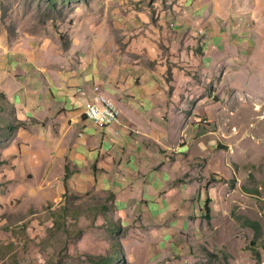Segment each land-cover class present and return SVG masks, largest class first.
<instances>
[{
  "label": "crops",
  "instance_id": "0c3cea01",
  "mask_svg": "<svg viewBox=\"0 0 264 264\" xmlns=\"http://www.w3.org/2000/svg\"><path fill=\"white\" fill-rule=\"evenodd\" d=\"M166 4L93 0L86 11L78 7L66 50L47 43L21 61L12 53L7 71L0 65V93L23 123L2 129L7 195L31 203L63 200L68 190L106 195L113 216L101 208L102 224L141 229L126 242L154 260L178 252L179 230L206 220L209 200L212 219L216 165L224 150L227 157L233 152L222 146L212 101L225 76L235 92L238 69L250 63V50H243L249 36L228 0ZM236 50L243 57L237 63ZM95 93L121 109L116 125L97 126L84 114ZM208 175L214 182L207 190Z\"/></svg>",
  "mask_w": 264,
  "mask_h": 264
},
{
  "label": "rangeland",
  "instance_id": "374dc122",
  "mask_svg": "<svg viewBox=\"0 0 264 264\" xmlns=\"http://www.w3.org/2000/svg\"><path fill=\"white\" fill-rule=\"evenodd\" d=\"M91 1L0 0L4 71L11 67L12 53L21 61L25 53L44 52L47 43L52 51L55 46L66 50L78 7L86 11ZM166 2L162 0L164 6ZM228 3V11L236 14L249 36L243 50H250V63L238 69L242 74L233 86L236 91H228L233 79L225 76L223 92L212 101L220 110L222 146L233 152L227 157L223 149L222 163L216 165L219 189L212 192L211 223L200 218L196 226L180 229L174 243L178 252L154 260L135 253L126 242L133 233L143 234L141 229L118 224L110 229L102 224L101 208L113 216L104 204L106 195L68 190L63 200L31 203L28 196H8L6 182L0 179V264H102L109 259L113 264H264V0ZM238 50L231 57L235 63L243 59ZM0 107L5 111L0 118L11 113L4 99ZM4 126L0 125L1 139ZM206 180L202 186L208 190L212 175ZM250 221L257 227L248 225Z\"/></svg>",
  "mask_w": 264,
  "mask_h": 264
},
{
  "label": "built area",
  "instance_id": "2783aa9c",
  "mask_svg": "<svg viewBox=\"0 0 264 264\" xmlns=\"http://www.w3.org/2000/svg\"><path fill=\"white\" fill-rule=\"evenodd\" d=\"M82 96L87 93L79 90ZM84 114L90 116V121L100 127L116 125V117H122L121 109L115 105V101L101 93H95L84 105Z\"/></svg>",
  "mask_w": 264,
  "mask_h": 264
},
{
  "label": "trees",
  "instance_id": "16d2710c",
  "mask_svg": "<svg viewBox=\"0 0 264 264\" xmlns=\"http://www.w3.org/2000/svg\"><path fill=\"white\" fill-rule=\"evenodd\" d=\"M163 1H165V0H163ZM0 99L2 101L4 99L5 105H7L11 109V111H10L11 113H8V115L6 117L3 116V117L0 118V125L1 126L6 125L5 127L9 128L11 130H14V129H17L19 127H22L23 123L17 122L16 119L14 118L15 109H14L13 105L8 101V99L2 93H0ZM2 111H4V109L2 107H0V112H2ZM209 203H210V200L208 201V204H207V206L204 209L205 212L207 213V215L205 217V219L207 221L211 220V216H210L211 209L209 207ZM250 222L248 223V225L257 227V224L255 222H251V223ZM102 264H113V262H112L111 259H109V261H103Z\"/></svg>",
  "mask_w": 264,
  "mask_h": 264
},
{
  "label": "bare ground",
  "instance_id": "6f19581e",
  "mask_svg": "<svg viewBox=\"0 0 264 264\" xmlns=\"http://www.w3.org/2000/svg\"><path fill=\"white\" fill-rule=\"evenodd\" d=\"M116 105V104H115ZM117 106V105H116ZM89 118H90V116H89ZM118 120V117H116V121Z\"/></svg>",
  "mask_w": 264,
  "mask_h": 264
}]
</instances>
